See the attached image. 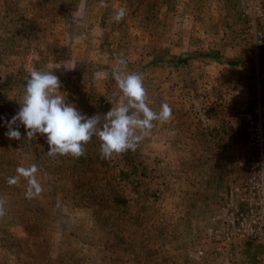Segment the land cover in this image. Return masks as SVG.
I'll list each match as a JSON object with an SVG mask.
<instances>
[{"label": "rangeland", "instance_id": "obj_1", "mask_svg": "<svg viewBox=\"0 0 264 264\" xmlns=\"http://www.w3.org/2000/svg\"><path fill=\"white\" fill-rule=\"evenodd\" d=\"M100 3L0 0V264H254L261 247L248 240L215 259L186 251L246 175L248 121L264 113V37L248 28L262 20L243 17L240 0ZM121 54L150 107L172 109L136 151L104 159L94 136L79 158L48 156L46 136L28 140L19 122L21 140L5 135L32 70L54 71L66 101L103 123L125 102ZM31 165L42 191L27 198V179L8 181Z\"/></svg>", "mask_w": 264, "mask_h": 264}, {"label": "clouds", "instance_id": "obj_2", "mask_svg": "<svg viewBox=\"0 0 264 264\" xmlns=\"http://www.w3.org/2000/svg\"><path fill=\"white\" fill-rule=\"evenodd\" d=\"M101 7H106L101 0ZM126 16L124 8L115 12L112 19L120 22ZM83 42L87 35L82 33L76 38ZM118 89L125 98L124 103H116L103 115L88 117L74 104L66 101L61 92L62 84L54 71L32 70L26 81L23 102L19 111L11 120L5 121L9 139L21 140L19 125L25 128L28 140L37 138V134L46 136L49 145L48 156H72L79 158L85 154L87 145L95 136L100 140V154L104 159L136 151L139 142L158 121H168L172 117L169 104L163 103L159 111L153 110L147 101L143 74L127 71V60L119 55L113 66ZM37 167L17 169V176L10 177L9 183L16 184L20 177L28 181L27 198L38 195L41 185L36 178ZM7 200L0 197V218L6 215Z\"/></svg>", "mask_w": 264, "mask_h": 264}, {"label": "built area", "instance_id": "obj_3", "mask_svg": "<svg viewBox=\"0 0 264 264\" xmlns=\"http://www.w3.org/2000/svg\"><path fill=\"white\" fill-rule=\"evenodd\" d=\"M264 0H240L241 15L251 21L264 16ZM249 33L262 39L263 32L254 25ZM246 175L231 185L221 196L218 207L209 217V223L199 242L187 249L188 257L209 256L215 259L226 245L248 240L261 247L254 264H264V113L248 121Z\"/></svg>", "mask_w": 264, "mask_h": 264}, {"label": "crops", "instance_id": "obj_4", "mask_svg": "<svg viewBox=\"0 0 264 264\" xmlns=\"http://www.w3.org/2000/svg\"><path fill=\"white\" fill-rule=\"evenodd\" d=\"M263 5H264V1H263ZM262 20V22L261 23H263V25H261L262 26V32H263V37H264V16H263V19H261Z\"/></svg>", "mask_w": 264, "mask_h": 264}]
</instances>
